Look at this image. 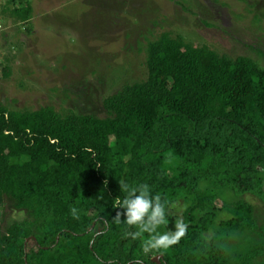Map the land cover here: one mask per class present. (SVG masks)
<instances>
[{
	"label": "trees",
	"instance_id": "16d2710c",
	"mask_svg": "<svg viewBox=\"0 0 264 264\" xmlns=\"http://www.w3.org/2000/svg\"><path fill=\"white\" fill-rule=\"evenodd\" d=\"M6 1L0 81L11 77L2 26L33 33L31 1ZM144 37L143 77L102 99L103 116L0 103V221L5 200L24 214L0 226V264H264V67L183 35ZM119 180L160 194L158 231L182 219L179 243L145 254L125 237L137 229L113 221L125 211L113 207ZM244 195L262 204L261 221Z\"/></svg>",
	"mask_w": 264,
	"mask_h": 264
},
{
	"label": "rangeland",
	"instance_id": "374dc122",
	"mask_svg": "<svg viewBox=\"0 0 264 264\" xmlns=\"http://www.w3.org/2000/svg\"><path fill=\"white\" fill-rule=\"evenodd\" d=\"M30 1L32 34L2 26L9 34L2 57L9 59L11 77L0 81V103L10 109L48 106L103 116L102 99L144 75L145 55L136 52L137 42L145 45L144 36L152 40L162 32L183 35L219 55L249 57L264 67V57L256 52L264 53V0ZM6 2L0 0V11ZM243 199L261 221L259 200ZM4 206L3 229L24 218L10 201ZM184 208L181 203L175 211L181 215Z\"/></svg>",
	"mask_w": 264,
	"mask_h": 264
},
{
	"label": "clouds",
	"instance_id": "9594fccd",
	"mask_svg": "<svg viewBox=\"0 0 264 264\" xmlns=\"http://www.w3.org/2000/svg\"><path fill=\"white\" fill-rule=\"evenodd\" d=\"M106 183V182H105ZM120 190L126 193L121 199L114 200V208H122L123 213L117 212L113 218L115 223L121 222V215L126 216L124 222L130 227L137 229L133 232H125V237L133 240H142V250L145 254L153 251L166 250L177 243L187 234L188 225L178 218L175 222V231L160 233L158 229L166 226V201L162 202L160 194L153 196L149 185L139 184L131 186L123 180H119ZM74 219H79L78 210L71 208ZM144 234H147L145 238ZM139 264V262H134Z\"/></svg>",
	"mask_w": 264,
	"mask_h": 264
},
{
	"label": "water",
	"instance_id": "95a60500",
	"mask_svg": "<svg viewBox=\"0 0 264 264\" xmlns=\"http://www.w3.org/2000/svg\"><path fill=\"white\" fill-rule=\"evenodd\" d=\"M28 240H26L25 242H27ZM26 246V245H25ZM161 256H157V257H155V258H153V262L155 263V264H160V260H161Z\"/></svg>",
	"mask_w": 264,
	"mask_h": 264
},
{
	"label": "built area",
	"instance_id": "2783aa9c",
	"mask_svg": "<svg viewBox=\"0 0 264 264\" xmlns=\"http://www.w3.org/2000/svg\"><path fill=\"white\" fill-rule=\"evenodd\" d=\"M1 28V27H0Z\"/></svg>",
	"mask_w": 264,
	"mask_h": 264
}]
</instances>
